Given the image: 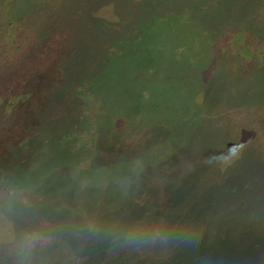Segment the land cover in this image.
Returning a JSON list of instances; mask_svg holds the SVG:
<instances>
[{
	"label": "rangeland",
	"instance_id": "obj_1",
	"mask_svg": "<svg viewBox=\"0 0 264 264\" xmlns=\"http://www.w3.org/2000/svg\"><path fill=\"white\" fill-rule=\"evenodd\" d=\"M15 1L0 0V264H241L244 257L254 260L256 255L264 264V255L256 254L258 246H254L264 245V241H258L264 238L260 222L264 213L257 215L254 205H247L252 195L246 196L249 188L254 191L255 182V191L264 197V174L257 176L264 173V109L240 107L244 104L238 98L230 110L239 107L233 121L240 129L249 130L247 140L251 139L249 146L258 154L256 161L260 164L241 169L231 166L232 159L227 158L219 165L220 155L230 154L232 147L220 144L206 151L196 147L181 154L162 187L160 177L159 181L153 179L159 174L148 173L142 177L143 190L138 193L140 181L127 172L123 179L129 180L116 183L115 191L110 185L98 192V182L114 184L110 177L114 181L122 177L116 167H130L125 152L153 157V150L132 143L133 134L141 131L142 124L123 113H114L124 100L122 94L110 95L111 86L77 96L76 90H67L65 73L72 72L73 79L82 85L91 82L100 66L95 27H87L90 19L80 20L91 16L96 20L98 14L101 17L107 2L20 0L32 8L19 12ZM219 1H207L201 10L207 13L201 17L206 18L203 30L209 41L214 44L225 39L232 46L230 51L239 50L247 58L256 53L264 55V0H250L243 8L245 21L252 25L244 30L234 16L215 19L211 11ZM197 3L174 0L170 7L156 8L149 14L155 24L147 32L150 47L144 61L148 68L174 70L170 84L180 82L184 88L187 81L191 84L189 96L197 90L194 80L186 79L194 71L179 77L178 69L196 63L195 49L192 57L181 60L180 37L174 36L164 20H173L182 11L179 16L190 13ZM138 4L154 5L149 0H117L115 9L105 16L134 17ZM227 6L238 8L234 1ZM82 9L89 13L82 17ZM78 20L79 26L75 25ZM64 34L67 38L81 36L82 42L70 48L56 45L55 49L53 45L60 39L52 36ZM195 38L189 39L186 50L192 49ZM205 57L203 66L209 64ZM40 67L45 68L44 77ZM140 73L145 83L146 70L144 75ZM159 73H155L157 80L152 75L144 86L151 97L159 95L155 85L163 84ZM178 92L183 94L182 89ZM168 96V102L162 104L165 107L178 94ZM200 110L199 105L189 104L184 116ZM112 152L117 153L119 162L124 158L128 161L119 166L112 163L114 169L108 170ZM237 153L233 155L239 157ZM255 177H260L258 182L253 181ZM177 183L190 188L185 192L186 199L177 198ZM199 195L202 197H196ZM261 197L259 201L264 199ZM180 201H186V207L178 209ZM108 217L119 225L106 226L103 222ZM131 232L147 236L135 243L126 242L125 236ZM185 237L192 238L181 241Z\"/></svg>",
	"mask_w": 264,
	"mask_h": 264
},
{
	"label": "trees",
	"instance_id": "obj_2",
	"mask_svg": "<svg viewBox=\"0 0 264 264\" xmlns=\"http://www.w3.org/2000/svg\"><path fill=\"white\" fill-rule=\"evenodd\" d=\"M108 1L111 3L110 5H108ZM166 1L167 0H149V3L153 2L154 5L149 4L152 5L151 7L144 4H138V8L134 10V17L132 14H129L127 16L128 18H118L116 16L114 18L113 16L108 17L109 15H105L115 9L117 0H106L107 5L102 6L101 9L104 10V15L99 17L98 14L96 20L94 19V16L80 20L85 21L90 19L93 21L92 23L91 21H88L87 27L91 25L92 27H95L93 33L97 35L98 40H95L94 42L100 55L98 59L100 66L97 67L96 72H93L94 74L91 82L86 81V85L84 83L81 85L79 82H76L74 80L75 78L73 79L72 77V72L65 73L68 80L67 90H76L74 95L77 96L85 94L88 90H95L98 87L111 86L112 88L109 91L110 95H116L119 92L122 94V98H124V100L120 102V107H117V110H115L114 113H123L130 118L132 117V120L139 121V123L142 124L141 131L137 132L138 134H133L132 143L136 142L140 148L147 147L148 149L150 148V150H153V157L137 156L125 152V157L131 161L130 167H116L115 171H119L122 177L118 176L115 181L110 177V180L114 182V184L106 182L104 185L103 182H98L95 186V189L98 192H102L101 190L106 189L103 187L109 188L110 185V190L115 191L116 187L113 186L116 183H121L122 180L124 181L125 179L126 181L129 180V177L123 179L127 172L132 174L130 175V178L134 177L140 181V187L137 188L136 192L140 189L143 190L144 184L141 179L142 177L150 175L148 173L157 172L159 175H155L153 179L154 181H159L160 177L161 180H163L160 181L162 187L165 180L170 179L169 173L173 171L179 161V158L181 157V154L196 147H199L198 149H201V151H206L209 147L214 148L223 144L226 148L232 147L233 149H236V152L232 151L230 154H225L223 157L220 155L221 160L219 165L222 160H226L227 158L229 160L232 159L230 163L231 166L239 165L241 169L247 165L255 166L260 164V162L256 161V158L258 159V154L254 152L255 150H252L251 146H249L251 144V139L247 140L249 130L244 128L240 129L236 125V122L233 121V115L236 114L239 107L231 112L230 110L233 107V103L235 104L236 101L238 102V98H241L242 103L244 104L240 107L244 106L245 108H252L258 111L260 109H264V101L259 102L261 99H264V55L256 53L251 58H247L239 53V50L235 51L232 49V52L230 51L232 47L231 44H226V41H224L225 39L212 44L208 39L207 31L203 30V28L206 27V18L201 17V15L203 16L207 13H203L201 10L204 8L207 1L210 4V1L213 2L214 0H198L199 3L193 5L196 7H193L190 13L185 12L184 15L179 16L184 12L182 11L179 12L178 17L173 20H171V18L164 20V23L169 27V30L174 31V36L180 37L181 60L186 57H192V53L194 54V61L196 63L193 65L189 63L188 68L178 69L179 77L187 75V73L191 70L194 71L193 74L186 79L190 78L191 80H194V86L197 90L189 96V92L191 91V89L189 90V87H191V84H187V81L184 83V85L187 86V90L185 86L184 88L180 86V82L178 84H174V86L170 84L171 79L174 76V70L167 69L166 67H163L165 69H162V66H150L148 68L144 62L147 57L146 50L150 47L146 41L148 40L147 32H149V29H152V26L155 24V19L150 17L149 14L156 8L164 9L166 7H170L174 0L169 1V3ZM232 1L238 5V8L231 9L227 6V3ZM249 1L250 0L219 1V6L217 5L216 7V5H214L216 8L211 11V14H216L214 16L215 19H218V16H234L235 19L240 20L242 25L241 28L243 30L245 28H250L252 25L248 21L246 22L243 16V8L246 7ZM15 3V6L20 7L19 12L31 11L30 9L32 6L25 4L24 1L16 0ZM222 4L224 5V8H222ZM21 5L26 6V8H23ZM99 5L100 3L98 1V6L96 4L97 9ZM194 8L198 10L194 12ZM218 9L220 10L218 11ZM209 11L210 9H208L207 12ZM86 13L89 12L85 9L81 14L82 17ZM17 19L19 18L17 17L16 20ZM63 20L64 19L57 21ZM47 21L50 20L47 18ZM80 21L78 20L75 25L79 26ZM195 35L196 38L194 46L189 51L186 50L189 39ZM54 36L55 38L60 39L53 45L55 49H57L56 45L58 47L60 44H63V47L68 46L70 48L82 42V39H80L81 36L67 38L64 34L61 36L53 35L52 37L54 38ZM193 49H195V51L191 53ZM205 54H209L210 57L207 59L204 56ZM202 57H205L204 59L206 62L209 60V64L203 66L204 61L202 60ZM198 59L199 62H197ZM85 60L87 59L85 58ZM167 61H170L169 57ZM42 68L44 67H40L39 73L44 77V70H42ZM144 69L147 74V78H145L146 82L151 80L152 75L156 79L155 73H159L157 72L158 69L163 71L162 74L159 73L164 79L163 84L161 85L156 82L158 84L155 85L158 90L156 92L159 95H153V97H151L145 91L144 86H146V82L143 83V76H140V72H143L144 75ZM237 74L238 77L235 78ZM59 75L57 77H59ZM46 80H48V78ZM176 89L178 91L182 89L183 94L181 95ZM168 93H177L178 97H175L173 102L171 104L168 103L167 107H165L162 104L168 102ZM197 95H199V98H196ZM117 104L119 105V103ZM189 104H195V106L199 105L201 108L200 112L197 114L191 113L190 116L187 114L188 116L185 117L184 110H188ZM226 111H229L228 114H224ZM152 119L154 121H149ZM143 134H145L146 137H144ZM122 150L124 151L125 148ZM237 152L239 153V157H237V155H233V153L235 154ZM111 155L113 157L112 160L116 159V161L111 160L109 165L106 164L108 165V170L114 169L112 163L119 166L121 163H125L124 161H128L127 158H124L123 161L119 162L116 158L117 153L112 152ZM218 161L219 160H217V162ZM133 167L135 168L131 170ZM151 168L154 170H151ZM219 171L221 170L219 169ZM263 174L264 173H261L257 176H261ZM100 176L103 178L102 175ZM259 178L260 177H255L253 178V181L255 180L258 182ZM253 184L254 191L250 188V191L245 190L248 193L246 196L249 197V195H252V198L254 199L247 202V205H254L257 215L260 216L262 212L264 213V199H262L264 197L258 196V192L255 191L258 189L257 184L255 182ZM157 185L160 188L159 182ZM176 185L177 187L175 186V189H179V194H177L176 191L175 193L177 194V198L182 200L186 197L185 192L189 191L190 188L182 186V184L179 183ZM196 197L202 196L199 195ZM260 197L263 201H259ZM95 205L98 204L95 203ZM182 207H186V201L185 203L181 202L178 204V209H181ZM260 219V222H262L264 226V217H260ZM103 223L106 224V226L109 224V226L113 228H116L119 225L118 222L114 221L111 217H108ZM174 225L175 224H173V226ZM240 235L241 230L237 236L240 237ZM180 236L183 237L182 235ZM263 236L264 231L262 232L261 237L263 238ZM189 238L192 237L179 239H181V241H185ZM258 241L263 243L264 238L263 240ZM254 246L256 248L258 246L257 251H255L256 254L259 252L264 255V245L259 244ZM249 258L244 257L241 260V264H263L262 262H258L259 255H256L254 260ZM209 259L213 260L212 257Z\"/></svg>",
	"mask_w": 264,
	"mask_h": 264
},
{
	"label": "clouds",
	"instance_id": "obj_3",
	"mask_svg": "<svg viewBox=\"0 0 264 264\" xmlns=\"http://www.w3.org/2000/svg\"><path fill=\"white\" fill-rule=\"evenodd\" d=\"M233 151H235V149H233ZM146 236H147L146 233L131 232L125 236V240L126 242H129V243H135L139 240L144 239ZM31 242L32 241L30 240L29 243Z\"/></svg>",
	"mask_w": 264,
	"mask_h": 264
}]
</instances>
